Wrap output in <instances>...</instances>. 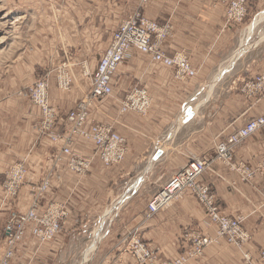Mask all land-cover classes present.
<instances>
[{
  "label": "crops",
  "instance_id": "obj_1",
  "mask_svg": "<svg viewBox=\"0 0 264 264\" xmlns=\"http://www.w3.org/2000/svg\"><path fill=\"white\" fill-rule=\"evenodd\" d=\"M3 1L12 12L34 19V25L28 45L3 81L4 94L0 97V259L6 250L3 234L6 223L13 215L29 209L33 192L46 178L50 177L51 187L44 204H62L69 216L63 231L52 243L40 245L28 236L17 247L12 264L73 262L83 246H88L84 239L82 244H75L84 226L101 220L106 210L121 199V191L119 194L116 191L118 183L129 179L132 188L140 181V187L157 175L158 169L170 167L172 162L173 166L178 162L182 170L191 158L213 157L218 143L227 140L250 120L264 115V99L256 104L238 91H230L220 101V110L215 115V111L212 115L207 113L211 115L210 120L206 121L205 113L198 123L193 122L195 116L182 125L206 99L200 101L199 92L194 99L197 104L187 105L179 114L182 105L190 100L187 98L201 88L212 73L226 68L224 63L238 49L237 46L233 52L231 50L238 25L227 23L225 7L220 3L208 0H148L145 4L142 0L124 3ZM247 3L250 16L264 9V0H247ZM139 9L148 19L173 26L172 37L164 44L165 53L169 56L185 53L198 74L186 81L176 80L173 69L153 62L137 50L132 51L131 57L114 75L112 96L97 101L90 113L95 123L113 127L127 140L128 153L120 165L106 167L96 155L94 143L77 137L72 145L75 152L85 157L96 155L90 172L79 176L70 171L66 162L55 163L63 142L52 144L40 138V110L22 92L37 79L47 76L50 103L58 113V131L67 136L66 115L89 92L91 77L121 21ZM259 56L246 77L248 80L264 74V48ZM63 66L74 78L68 91L58 87V73ZM135 87L148 90L152 99L149 112L146 115L121 114V103ZM207 94L210 95V91ZM191 106L194 108L190 111ZM172 132L173 138L169 140ZM159 152L161 155L156 158ZM20 161L26 162L29 170L26 184L16 200L6 201L2 188L4 175ZM233 161L256 172L254 178L246 180L241 171L218 160L199 182L212 189L222 213L244 218L242 226L251 235V241L241 250L221 241L190 264H264L260 258V252L264 251V176L258 172L264 164V131L238 146ZM165 185L161 183L158 193ZM154 196L132 198L125 204L108 236L103 235L99 264H139L129 252L134 237L156 249L162 260L172 261L185 251V231L216 236V227L208 224L205 211L190 193L147 219V206Z\"/></svg>",
  "mask_w": 264,
  "mask_h": 264
},
{
  "label": "built area",
  "instance_id": "obj_2",
  "mask_svg": "<svg viewBox=\"0 0 264 264\" xmlns=\"http://www.w3.org/2000/svg\"><path fill=\"white\" fill-rule=\"evenodd\" d=\"M124 3L127 0H107ZM148 0H142V4ZM220 3L225 7L228 24H243L249 14L247 0H208ZM173 26L166 22L160 23L144 16L142 9L137 10L122 21L113 33L111 42L100 58L95 73L91 77V88L76 106L66 115L68 124L67 136L58 131V113L51 105L49 97V82L47 77L35 81L32 87L24 93L30 102L40 110L38 132L41 139L52 144L63 142L55 156V163L66 162L73 173L84 176L90 172L96 155L106 167L120 165L127 153V140L114 131L113 127L95 123L90 119V113L97 101L112 96V81L117 70L137 50L148 56L153 62L174 70L176 80L186 81L195 78L197 71L185 53L169 56L164 51L165 42L172 37ZM72 80L65 69L58 74V87L68 91ZM243 94L246 99H253L258 104L264 99V74H258L245 83ZM152 104L149 92L144 87L133 88L121 103L120 113L133 112L146 115ZM259 131H264V115L250 120L244 127L236 131L227 140L218 143L213 157L191 158L186 167L176 173L148 203L145 217L151 219L161 211L166 210L173 202L184 194L190 193L199 202L206 213L207 222L217 229L216 236L203 235L198 231H185L183 234L185 251L172 261L162 260L156 249L151 248L139 238H133L130 243L132 257L139 264H190L204 256L207 248L221 241L243 249L251 241V235L243 228L244 218L231 217L222 213L216 204L212 189L199 182L200 177L210 170L216 161H222L234 170L241 171L244 179L252 180L254 171L245 164L233 161L234 150L245 143ZM91 141L96 147V155L85 157L73 151L75 138ZM264 176V164L258 168ZM28 174L26 162L13 165L5 174L3 188L9 199L18 196ZM51 187L50 177L46 178L33 192L29 209L25 213L13 215L6 224L3 234L6 238V250L0 264H11L16 253V247L29 234L40 244L55 241L63 231L69 216L65 206L58 203L44 204V197ZM264 262V251L260 252Z\"/></svg>",
  "mask_w": 264,
  "mask_h": 264
},
{
  "label": "rangeland",
  "instance_id": "obj_3",
  "mask_svg": "<svg viewBox=\"0 0 264 264\" xmlns=\"http://www.w3.org/2000/svg\"><path fill=\"white\" fill-rule=\"evenodd\" d=\"M126 19H123L122 21H125ZM263 19H264V9L263 11H260L259 13L252 15V16H250V13H249L246 18L245 23L237 24L238 25L237 38L231 50L233 52L238 46V49L235 52L237 54L242 48H244L242 51V54H240L237 57V59H235V62L231 64L232 65L231 67L229 65H230V59L232 58L228 59L224 63L225 67L229 66V68L227 71L224 72L222 76H220L218 80L214 78H216L217 73L219 72L220 68L218 69V71H215L214 73H212V75L203 84V86L195 90L193 92V95L191 94V96L187 98L190 100L182 105L179 114L182 111L184 112V109L186 108L187 105L189 106L191 104H194V105L197 104L194 99H195V96L198 95L199 92H200V101H203L205 98L206 99L204 100V102L200 103V105L196 109L198 114L197 115L194 114V117L195 116L196 117L193 122L195 123H198V121L204 116L203 114L205 113L206 114L210 113L212 115V113L215 111L214 112V115H215L220 110V101L222 100L224 96L228 95L230 91H235V92L238 91L240 94L244 96L243 88L245 86V83L249 81L248 78L246 77L252 72L255 62L257 61V59L260 58L259 53L261 49L264 48V40L260 42L261 36L262 34H264V20ZM33 25H34V19L28 18V15H24L23 17V15H20L17 12H12L11 10L7 8V4H5L3 0H0V97L3 96L4 94L2 92L3 81L4 79H7V75H9L11 70L16 66L15 63L21 57L23 50L28 45V39H29V36L31 35ZM235 53L234 55H236ZM66 68H67L66 66L62 67V69H65V70ZM67 73L70 75V78L73 83L74 81L73 75L70 74L69 72ZM41 78H44V76ZM48 82H49V79H48ZM32 85L27 87L25 91H23L22 93L24 94L25 92H27L32 87ZM209 91L211 93L210 95L207 94ZM193 108L194 107L191 106L189 108L190 111ZM196 111L194 113H196ZM208 114H207V118H205L206 121L210 120L209 118L211 117V115H208ZM179 117H181V115ZM20 162H24V161H20ZM20 162H17V163H20ZM177 164L179 163L176 162L175 163L176 166H173V162H172L170 167L168 166L161 167L160 169H158L157 175H155L146 184L140 187L139 185L136 186L135 190L131 189V184H130L129 179L124 180L122 183H118L116 186V191H117V194H119V192L121 191V200L115 202V204L111 208H108L106 210V214L103 216L101 220H98V221L96 220L94 223L84 226L82 235L78 237L79 239L78 238L76 239L75 244L77 245L80 243L82 244V239H84L88 243V246L87 247L83 246V248L79 251L80 254L78 253L79 256L76 259H74L75 262L74 260L73 262L75 264H99L101 260L99 261L98 257H99V251H100V244H101L102 238L104 237L103 235H105V237L108 236L113 223L118 219L119 213L122 210V208H124L125 204L129 202L130 199L132 198L140 199V198H145L146 196L147 197H150L151 195L154 196L156 193H158L161 187V183L166 184L171 179L172 174L173 173L175 174L181 169L180 165L177 166ZM9 169H7V171ZM4 180H5V175H4ZM4 180L2 182V188H3ZM26 180H27V177H26ZM26 180H25V184H26ZM24 185L22 186V189ZM3 191H4V188H3ZM17 197L12 200H16ZM4 200L11 201V199H9L6 196L5 192H4ZM118 202H119V208L115 209L114 211L113 207H116ZM121 204L122 206L120 207ZM110 213L113 214L112 217L110 216L111 218L109 220L107 219L108 220V221L106 220L107 222L106 221L104 222L103 221L104 218ZM12 217H10V219ZM10 219L8 220V222L10 221ZM102 222H104L102 236L100 239L97 240L98 244L95 250L92 253H90V258L88 259L86 258V254L88 250L92 248L95 242L94 233L96 232L98 227H100ZM28 236L32 238V236L29 234L26 236V238ZM24 241H22L20 244H22ZM44 244H49V243H44ZM19 245H17V247ZM40 245H43V244H40ZM17 247H16V251H17ZM73 251H74V248H73ZM129 252L132 255L131 249H129ZM73 262L70 261L68 264H74Z\"/></svg>",
  "mask_w": 264,
  "mask_h": 264
},
{
  "label": "bare ground",
  "instance_id": "obj_4",
  "mask_svg": "<svg viewBox=\"0 0 264 264\" xmlns=\"http://www.w3.org/2000/svg\"><path fill=\"white\" fill-rule=\"evenodd\" d=\"M264 20V19H263ZM264 40V34H262V36H261V40H260V42L261 41H263ZM243 49L244 48H242L236 55H234L233 57H232V59H230V67L232 66L231 64L232 63H234L235 62V59H237V57L242 53V51H243ZM229 64V63H228ZM229 66H227L226 68H224L223 69V67H221L220 68V72L217 74V76H216V78H214V79H216V80H218L219 78H220V76H222L223 74H224V72L225 71H227L228 70V68H229ZM178 124V123H177ZM179 125H180V123H179ZM121 200V199H120ZM122 202V201H121ZM117 208H119V202H118V204H117V206L116 207H113V210L115 211V209H117ZM112 215L113 214H108L105 218H104V222L108 219H110L111 217H112ZM111 216V217H110ZM107 220V221H108ZM106 221V222H107ZM104 222H102V224L100 225V227H98V229L96 230V232H95V242H94V244H93V246H92V248L91 249H89L88 250V252H87V254H86V258H90V253H92L94 250H95V248H96V246H97V244H98V242H97V240L98 239H100L101 238V236H102V231H103V227H104ZM93 243V242H92Z\"/></svg>",
  "mask_w": 264,
  "mask_h": 264
},
{
  "label": "water",
  "instance_id": "obj_5",
  "mask_svg": "<svg viewBox=\"0 0 264 264\" xmlns=\"http://www.w3.org/2000/svg\"><path fill=\"white\" fill-rule=\"evenodd\" d=\"M195 114V113H194ZM194 114H192L188 119H185V121L182 123L185 124L187 123L188 121H190L193 117H194ZM175 132V131H174ZM174 132L170 133L169 136H168V139L170 140L171 138H173V135H174ZM168 141V140H167ZM161 155V153L159 152L158 156L156 158H159V156ZM140 182H138L137 184H134V186L131 188L132 190H135L136 186H138Z\"/></svg>",
  "mask_w": 264,
  "mask_h": 264
}]
</instances>
